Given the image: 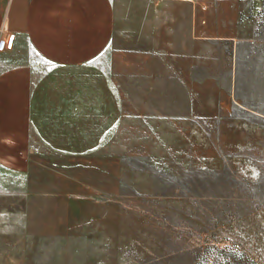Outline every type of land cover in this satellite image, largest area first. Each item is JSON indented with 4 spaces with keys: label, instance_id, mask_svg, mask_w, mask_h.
I'll return each instance as SVG.
<instances>
[{
    "label": "rangeland",
    "instance_id": "1",
    "mask_svg": "<svg viewBox=\"0 0 264 264\" xmlns=\"http://www.w3.org/2000/svg\"><path fill=\"white\" fill-rule=\"evenodd\" d=\"M239 11L208 40L116 37L115 121L5 191L1 264H264V0Z\"/></svg>",
    "mask_w": 264,
    "mask_h": 264
},
{
    "label": "crops",
    "instance_id": "2",
    "mask_svg": "<svg viewBox=\"0 0 264 264\" xmlns=\"http://www.w3.org/2000/svg\"><path fill=\"white\" fill-rule=\"evenodd\" d=\"M243 3L0 0V206L5 191L22 190V174L29 175L27 189H36L53 159L79 158L92 149L101 134L86 138V124L115 121V91L101 57L118 35L142 32L141 38L164 45L166 36L180 38L183 24L190 43L208 40V32L230 23ZM12 178L18 181H5ZM4 231L0 208V238Z\"/></svg>",
    "mask_w": 264,
    "mask_h": 264
}]
</instances>
